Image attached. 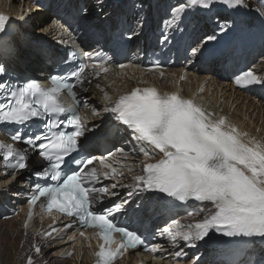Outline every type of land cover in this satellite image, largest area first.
<instances>
[{
	"label": "snow or ice",
	"instance_id": "obj_1",
	"mask_svg": "<svg viewBox=\"0 0 264 264\" xmlns=\"http://www.w3.org/2000/svg\"><path fill=\"white\" fill-rule=\"evenodd\" d=\"M216 3L229 8L244 6V0H186L172 8L168 25H175L188 8L210 9ZM8 21L9 17L0 13V33L6 31ZM216 39L215 35L206 36L192 48V54H200L203 47ZM70 55L75 57V53ZM91 67L97 76L109 71L104 57ZM4 72L5 68L0 66V73ZM72 75L76 83L82 85L85 66ZM234 83L241 88L264 85V77L258 78L248 70L236 76ZM74 88L75 85L68 83L66 78L56 76L51 77L48 86L30 80L11 89L0 83V92L6 93V102L0 103V123L35 125L45 130L31 134L17 130L10 137L12 143L0 140V158L6 169L16 173L28 167V156L15 144L22 142L38 151L46 166L36 175L52 183L35 185L29 199V219L39 201L48 214L59 213L73 218L82 227L94 229L98 238L97 249L92 253L94 264H114L118 257L145 241L136 230L122 226L116 220L115 214L122 211L127 200L99 211L94 207L97 201L117 195L112 189L129 185L113 183L111 187H95L101 177L115 180L124 175L122 167L113 166L119 165V161L106 162L107 158H99L104 169L101 171L89 167L96 158L76 159L73 156L78 153L79 138L87 131V117L74 106ZM65 92L73 101L72 105L66 106L61 100ZM104 99L109 101L104 112L110 113L131 130L133 139L146 146L140 148L146 161L142 165L143 174L132 177L133 190L160 193L180 202L195 199L211 203L212 209L200 221L182 225L173 220L169 227L160 231L161 236L167 235L173 247L177 246L178 239L183 240L186 247H195V242L205 240L213 231L230 238L264 240V140L250 136L225 116H217L177 92L160 93L154 87L133 88L115 100L105 92ZM96 114L93 111V115ZM61 126L74 130L63 131ZM116 152L122 153L123 150L117 149ZM154 153L160 154V158L147 162ZM108 157L112 158L114 154L109 152ZM69 164L76 167L69 168ZM132 195V191L128 192L129 197ZM71 226L70 223L64 227ZM24 227H28L27 220ZM56 231L52 228L44 232L42 238H50ZM114 234H118L119 239H115ZM80 235L85 236V232ZM31 247L37 255L41 253V246L37 243ZM145 251L156 253L158 249L146 247ZM185 255L183 248L174 252L176 258ZM26 264H35L33 256L27 257ZM194 264H199V258Z\"/></svg>",
	"mask_w": 264,
	"mask_h": 264
},
{
	"label": "bare ground",
	"instance_id": "obj_2",
	"mask_svg": "<svg viewBox=\"0 0 264 264\" xmlns=\"http://www.w3.org/2000/svg\"><path fill=\"white\" fill-rule=\"evenodd\" d=\"M8 1L11 9L10 14L16 20L15 34L10 42L18 52L16 54L17 57L22 60L21 64L25 65L27 69L30 68L29 65H32L35 66L34 68H41L43 72H46L48 67L39 59H35V56H37L35 53L36 46L46 45L40 41L39 36L49 40V42H55L59 38L57 35L62 33L65 25L52 20L51 16L46 17V13L40 11V6L33 7V5L29 4L28 0H0V6L5 8ZM55 1L60 6L63 4V0ZM170 1L174 2L176 0ZM245 2L250 5L252 11L255 10L254 15L250 16L253 23L264 20V15L261 14L264 12V0H245ZM166 4H170L169 0H167ZM19 7L21 8L20 12H18ZM205 27L206 24L200 26L199 21H195L191 27L189 36L197 41L202 36V30ZM21 45H27L29 48L24 49ZM247 60L245 59V61ZM180 63L183 66L178 64L172 69L174 74H178L176 82L180 81L181 72L185 70L186 82L184 84L189 82L195 85L199 89L200 95L208 97V101L212 104L215 111L229 118V121L238 126L241 131L264 140V101L256 99L258 96L262 98L264 94L254 97L249 95L248 92L235 89L226 80L228 68L230 67L223 68L219 67L218 64L200 63L195 59ZM249 63L252 68L261 70L262 63H264V40L263 47L258 50V55L250 60ZM14 66L18 67L16 64ZM94 75L95 72H92L85 76L83 84L78 88V93L85 103L83 111L86 113L87 121L93 127V131L100 129L101 132H104L107 130L105 125L107 113L104 112V107L109 103V101L104 99V93L106 92L112 100H115L123 93L126 87L130 88L138 80L141 81L144 78L138 77L139 72L132 73L131 71L121 74V78L118 80L112 72H107L98 78H95ZM154 82L160 86H165V80H154ZM219 93L221 94L218 95ZM93 111L97 113L95 116L93 115ZM141 147L146 146L133 139L132 134H125V139L119 141L117 144V149H122L123 152L116 154L119 164H126V167L123 168L124 175L106 183L109 187L113 183L129 185V187L118 186L112 189L117 194L115 198L121 196L120 200L122 198L123 201L127 200V204H131L132 201L135 199L139 200L140 198L134 192L129 197L128 192L132 191L131 185H133V180L131 175L135 172L139 173L140 164L146 160L140 151ZM128 169H131V171L129 172ZM19 192H22V188L18 187V184L9 185L8 176L0 169V206H5V204L15 205L16 207L23 206V200H16V198H19ZM112 197L114 196L105 197L102 201H107ZM198 209L200 210L193 217H179L173 220L178 221L182 225L190 224L191 220L204 217L211 207L204 205L198 207ZM38 216H40V221L45 222L43 215L40 214ZM37 222L35 218L31 220L27 233L24 236V230L21 228L22 223L18 222V216L5 219L0 214V264H22L26 255L32 249L30 248V243L32 242V235L34 233H39L36 241L38 245H41V253L39 255L33 253V257H36L35 264H86L90 250L86 247H80L81 245L85 246V244L74 239L76 238L75 232L60 234L56 237L42 238L43 233H40V229H36ZM157 236L159 239L155 247H157L158 251L154 255L157 256L158 261L155 264H192L194 258L201 254L195 253V247H186L183 240L178 239L175 242L177 246L173 247V243L167 235L161 236L159 233ZM21 242L22 247H20ZM180 248L184 249L186 255L176 258L174 252L180 250ZM72 251H74V254L68 257L66 254ZM214 255L215 258L211 261V264H224L221 262V254L215 253ZM64 256H67V258H64ZM258 257L259 259H263L261 255Z\"/></svg>",
	"mask_w": 264,
	"mask_h": 264
},
{
	"label": "rangeland",
	"instance_id": "obj_3",
	"mask_svg": "<svg viewBox=\"0 0 264 264\" xmlns=\"http://www.w3.org/2000/svg\"><path fill=\"white\" fill-rule=\"evenodd\" d=\"M263 101V100H262Z\"/></svg>",
	"mask_w": 264,
	"mask_h": 264
}]
</instances>
